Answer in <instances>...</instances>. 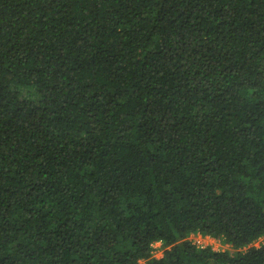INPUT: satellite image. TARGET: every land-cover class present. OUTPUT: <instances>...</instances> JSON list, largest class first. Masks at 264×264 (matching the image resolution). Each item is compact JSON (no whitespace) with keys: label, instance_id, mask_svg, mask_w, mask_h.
I'll list each match as a JSON object with an SVG mask.
<instances>
[{"label":"trees","instance_id":"obj_1","mask_svg":"<svg viewBox=\"0 0 264 264\" xmlns=\"http://www.w3.org/2000/svg\"><path fill=\"white\" fill-rule=\"evenodd\" d=\"M0 264H264V0H0Z\"/></svg>","mask_w":264,"mask_h":264},{"label":"rangeland","instance_id":"obj_2","mask_svg":"<svg viewBox=\"0 0 264 264\" xmlns=\"http://www.w3.org/2000/svg\"><path fill=\"white\" fill-rule=\"evenodd\" d=\"M21 94L24 96L27 94V91L23 90ZM189 239H191V241L196 245L206 244V242H208L207 246H210L213 250H216V251H223V250H229V249L232 250L229 245L224 244L219 239H215L212 237L210 238L202 237L201 238L199 235L196 234V235H193V237L191 238L189 237ZM255 244L258 246L260 244V241H257ZM154 251H155L154 255L158 258L163 255V249L160 243L156 244Z\"/></svg>","mask_w":264,"mask_h":264},{"label":"built area","instance_id":"obj_3","mask_svg":"<svg viewBox=\"0 0 264 264\" xmlns=\"http://www.w3.org/2000/svg\"><path fill=\"white\" fill-rule=\"evenodd\" d=\"M193 235H196V234H191L189 237L191 238V237H193ZM197 235H199L201 238L202 237H209L210 238V236H202V235H200V234H197ZM191 240V239H190ZM156 244L157 243H155L154 245H153V253H155V251H154V249H155V246H156ZM208 245V242H206V244H201V245H197V246H199L200 248H203V247H206Z\"/></svg>","mask_w":264,"mask_h":264}]
</instances>
